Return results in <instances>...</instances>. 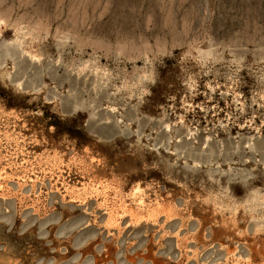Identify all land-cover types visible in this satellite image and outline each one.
I'll return each instance as SVG.
<instances>
[{
	"label": "rangeland",
	"instance_id": "1",
	"mask_svg": "<svg viewBox=\"0 0 264 264\" xmlns=\"http://www.w3.org/2000/svg\"><path fill=\"white\" fill-rule=\"evenodd\" d=\"M0 264H264V0H0Z\"/></svg>",
	"mask_w": 264,
	"mask_h": 264
}]
</instances>
